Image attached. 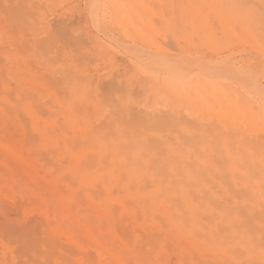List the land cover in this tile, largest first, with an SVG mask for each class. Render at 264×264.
Wrapping results in <instances>:
<instances>
[{"label": "bare ground", "instance_id": "obj_1", "mask_svg": "<svg viewBox=\"0 0 264 264\" xmlns=\"http://www.w3.org/2000/svg\"><path fill=\"white\" fill-rule=\"evenodd\" d=\"M24 1L0 0V264H264V0H88L95 23L109 4L146 44H124L153 82L137 95L119 77L100 88L74 58L55 82L52 55L67 46L35 49L38 5ZM152 16L181 50L152 38L163 30ZM237 44L259 67L202 55ZM4 199L24 203L11 216Z\"/></svg>", "mask_w": 264, "mask_h": 264}, {"label": "rangeland", "instance_id": "obj_2", "mask_svg": "<svg viewBox=\"0 0 264 264\" xmlns=\"http://www.w3.org/2000/svg\"><path fill=\"white\" fill-rule=\"evenodd\" d=\"M5 1V0H4ZM6 1H8V0H6ZM29 1H33V2H36V4L35 3H33V5L35 6V7H37L36 5H38V8H36L37 9V12H35L36 14H35V18L36 17H38V18H36V20L38 19V23H37V25L39 26V28L40 27H43L42 29H39V30H37L38 29V27L35 29V33H36V37H32V43H36L35 44V47H33V48H35V49H37V48H40L41 46H42V48L41 49H43V46H44V50H48V47L49 48H51L52 47V45H54L55 47H53L52 49H54V50H52V54H53V52L54 51H56V50H63V49H60V48H64L65 49V47H66V49H68V50H64V53H68L67 54V56H69V57H67L65 54V56L66 57H64V55L62 54V56H63V60L65 59V62H66V68H64V71L65 72H63L61 69H56V67H58V68H60L59 66H61L62 64H63V60H59L60 59V56L61 55H59L58 57L56 56V55H52V62H53V65L54 64H56V66H52V68L53 67H55V69L53 68V70H51V68H49V72L47 73V75H49L52 71V75L51 76H55V77H53V78H56V79H53L55 82H57L58 84H61V85H65V83H66V81H64V80H66L67 78H65L66 76L68 77V74L69 73H66V72H69V70H68V67H67V65H68V63H74V59L76 60V66H77V70L81 73H86V75L88 74V72L90 73V74H88L87 76H89V78L90 79H92V80H94V82L96 83V82H99V87L100 86H102V84L103 85H105L107 82V84H109V80H110V82H114V80H115V83H113V84H119V83H121L122 82V85L124 86V87H128L129 85H130V83L131 84H134V85H130L131 87H129L128 88V91H131L130 93H133L134 95H137V94H143L142 93V91H144L145 90V87H143L144 86V84H150V83H153V82H150L148 79H145V75H141L140 76V73L137 71V68H136V66H134V65H136V63H135V61L133 60V58L130 56V54L128 53V51L127 50H125V48H124V44L125 45H127V44H135V43H137L138 45H141L140 43L142 42V40L141 39H138V38H136V39H138L137 41L136 40H134V39H132V38H130L129 37V35L128 34H133L134 32H132V30H131V28H129V31L131 30V32L130 33H127V31H125V29H126V27L124 28V23L125 22H127V21H123L122 22V20H126L127 18H125L126 16H124V17H122L121 16V14L119 13V15H118V13H117V11H116V8L115 7H113V9L116 11H114L113 9H111L112 8V6H110L106 1H104L105 3H107L108 5L106 6V9H105V7H104V5H103V7H104V9H103V7H101V9L99 10V12H98V16H99V18H98V20H97V23H95L93 20H92V18H91V16H90V14H89V11H88V0H58V2H56L57 0H54L56 3H54V1L53 0H48V2L50 1V3L53 1V4L51 3V5H50V3H44L46 6L49 4L50 6L48 7H46L44 4H43V7H41L42 6V0L40 1V0H29ZM41 3H40V2ZM44 1V0H43ZM46 2H47V0H45ZM87 1V2H86ZM143 1H145V0H143ZM147 1H149V0H147ZM20 2L21 3H26L27 4V1H24V0H20ZM40 4H39V3ZM142 2V1H141ZM152 2V1H151ZM104 3V4H105ZM126 3L128 4H131V2H130V0H126ZM154 4L156 3V7L158 6V3L157 2H153ZM153 3H152V6H153ZM41 5V6H40ZM39 6H40V9L41 10H45L44 12H41L40 11V9H39ZM47 8V9H45V7ZM155 6V5H154ZM161 6V5H160ZM154 8L155 10H157V8ZM159 7V6H158ZM42 8H44V9H42ZM35 8H34V10H36ZM103 9V10H102ZM105 10H106V15L104 14V12H105ZM159 10V9H158ZM114 13H113V12ZM64 12H66V13H64ZM112 12V13H111ZM116 13V14H115ZM102 14V15H101ZM123 14V13H122ZM37 15V16H36ZM41 15H42V19H40L41 18ZM45 15V16H44ZM113 15H118V17L119 16H121L122 18H124V19H120L121 20V22L118 20V21H116V19H119V18H121V17H119V18H117V16H116V19H115V17L113 16ZM45 19V20H44ZM88 19V20H87ZM109 19V20H108ZM153 19H156L155 18V16L153 17L152 16V20ZM158 19V18H157ZM156 19V21H158ZM40 21H41V23H40ZM43 21V22H42ZM47 21V22H46ZM154 21V20H153ZM160 20H159V23L157 24V26H161L162 28L161 29H163V26L162 25H159L160 24ZM65 24V25H64ZM124 24V25H123ZM162 24V23H161ZM36 25V22H35V26H37ZM42 25H44V26H42ZM66 25H68V26H66ZM121 25V26H120ZM123 25V26H122ZM66 26V27H65ZM142 26V25H141ZM157 26H156V28H155V30L157 29ZM65 29H64V28ZM122 27V28H121ZM52 28H53V30H52ZM60 28V29H59ZM79 28V29H78ZM142 28H143V26H142ZM145 29H146V27H144ZM63 31H62V30ZM68 29V30H67ZM86 29V30H85ZM124 32H122L121 30ZM159 29V28H158ZM49 30L51 31V32H53V34L54 35H52V36H54L55 37V35H56V38H58L59 36H60V34H62V37H61V39L60 38H58V39H55L54 41L52 40V41H50L49 43H47V40L48 39H50V38H52L51 37V35H50V33H49ZM70 30V31H69ZM71 30H72V33H71ZM56 31V32H55ZM64 31H66V33L64 32ZM87 31V32H86ZM107 31V32H106ZM162 31L164 32V29L163 30H161V33H160V36H162V38L166 41V42H164V41H162L159 37V35H155V34H158L157 33V31H156V33L154 32V33H151V32H149L150 34H152L151 36H152V38H155V41L157 42V43H159V45L160 44H162L161 46H163L164 48H167V49H169V50H174V51H179V49H180V47L181 48H183L184 47V43H182V41L180 42V39L179 40H176L177 42H175L176 43V45H174L175 43L173 42L172 43V41H167L166 39L167 38H169V39H172V37L171 36H168V37H166V38H164L163 36H167V35H170V33L168 34L167 32H164V33H162ZM39 32V35H37V33ZM45 32V33H44ZM47 32H48V34H47ZM60 32V34H58ZM61 32H64L67 36L69 35V38L67 37V36H65V34H64V36H63V33H61ZM75 32V33H74ZM167 33V34H166ZM52 34V33H51ZM71 34H73V35H71ZM81 36H79V35ZM91 34V35H90ZM162 34V35H161ZM165 34V35H164ZM45 35V36H44ZM94 35V36H93ZM126 35V36H125ZM128 35V36H127ZM49 36V37H48ZM159 36V37H158ZM41 37H42V39H41ZM72 37H74V38H72ZM97 37V38H96ZM171 37V38H170ZM174 37V36H173ZM35 38H38V39H35ZM48 38V39H47ZM66 38H68V39H70L71 38V40H73V42H74V44H76V45H78V43H80L79 45H78V48H79V50H81L82 52L80 53V55H75L76 53H73V54H71L73 51L70 49L69 50V47H68V42H69V40H68V42H65L64 40H67ZM96 38V39H95ZM151 38V37H150ZM160 40H159V39ZM41 41H44V44H42L41 42H40V40ZM47 39V40H46ZM53 39V38H52ZM74 39H76V40H78V41H76V40H74ZM82 39H85L84 41L82 40ZM97 39H99V40H97ZM174 39V38H173ZM51 40V39H50ZM60 40H63V41H60ZM133 40H134V42H133ZM183 40V39H182ZM49 41V40H48ZM92 41V42H91ZM159 41V42H158ZM53 42H55V44L53 43ZM95 42V43H94ZM108 42V43H107ZM145 42V41H144ZM161 42V43H160ZM184 42V41H183ZM41 43V44H40ZM47 43V44H46ZM58 43V44H57ZM62 43V44H61ZM83 43V44H82ZM99 44V46H98V44ZM110 43V44H109ZM122 43V44H121ZM127 43V44H126ZM170 43V44H169ZM34 44H33V46H34ZM37 44H39V46L37 45ZM46 44V45H45ZM49 44H51L50 46H48ZM71 44H72V42H71ZM109 44V45H108ZM142 44L143 45H146V44H144L143 42H142ZM37 45V46H36ZM58 45V46H57ZM61 45V46H60ZM96 47H95V46ZM166 45H168L167 47H166ZM245 44H241V46L239 45V44H237V45H234V47H232L233 49H231V51H229V52H227V51H225L224 53H220V52H217V51H215V52H211L210 50H204V51H202V55L204 56V58H206V59H210V58H212V59H216L218 56H220V55H227V54H229V53H231V60H232V62H234L236 65H238V66H243V67H249L250 69H252V70H255L257 67H259V62H260V56H259V54L255 51V50H253L250 46H248V45H245ZM48 46V47H47ZM86 46V47H85ZM97 46H98V48H97ZM105 46V47H104ZM175 46H176V48H175ZM179 46V47H178ZM88 47V48H87ZM94 47V48H93ZM103 47V48H102ZM113 47V48H112ZM80 48H82V49H80ZM90 48V49H89ZM92 48V49H91ZM104 50V52L102 51V49ZM106 50H105V49ZM115 48V49H114ZM173 48V49H172ZM179 48V49H178ZM100 49H101V52H103V54L102 53H100L99 51H100ZM58 50V51H59ZM98 50V51H97ZM181 50V49H180ZM237 51V52H236ZM71 52V53H70ZM90 52V53H89ZM92 52V53H91ZM98 52V53H97ZM107 52V53H106ZM122 52V53H121ZM84 53V54H83ZM88 53V54H87ZM99 53L102 55H99ZM127 53V54H126ZM70 54V55H69ZM82 54V55H81ZM88 56H87V55ZM105 54V55H104ZM73 55V56H72ZM99 57H98V56ZM37 58H35V57H32L33 59H31V61L32 62H34V63H32V65H34V69H33V71L34 72H36V70H37V72L36 73H41V71H45V70H47L48 68H45V67H47V66H49V65H46L45 64V61L43 60V57L41 58L40 57V54H38V52H36V55H35ZM40 58H39V57ZM50 57H51V55H49ZM62 56H61V58H62ZM103 56H106L104 59H102L103 58ZM207 56V57H206ZM57 57V58H56ZM72 57V58H71ZM76 57V58H75ZM82 59H81V58ZM84 57V58H83ZM97 57V58H96ZM130 57V58H129ZM66 58H68V59H66ZM74 58V59H73ZM89 58V59H88ZM37 59V60H36ZM43 60L44 62V66H43V68H42V62L40 63V61L41 60ZM81 59V60H80ZM35 60H36V62H35ZM38 60H40V61H38ZM68 61V63H67V61ZM71 60V61H70ZM78 60H80V61H78ZM82 60H84V61H82ZM88 60V61H87ZM92 60V61H91ZM130 60H132V62L130 61ZM61 61H62V63H61ZM109 61V62H108ZM51 62V63H52ZM80 62V64H78ZM59 63V64H58ZM83 63V64H82ZM46 65V66H45ZM58 65V66H57ZM79 65V66H78ZM115 65V66H114ZM116 65H117V67H116ZM124 65V66H123ZM69 66V65H68ZM80 66H82V67H80ZM94 68H93V67ZM128 66V67H127ZM133 66V67H132ZM80 67V68H79ZM102 67V68H101ZM108 67V68H107ZM111 67H112V69H111ZM40 68V69H39ZM131 68V69H130ZM132 68H134V71H132L133 69ZM66 69V70H65ZM117 69V70H116ZM124 69V70H123ZM125 69L127 70V72L129 71V70H131L130 71V73L128 74L127 72V74L124 72L125 71ZM56 70H58L59 72H62L61 74L58 72V71H56ZM68 70V71H67ZM85 70H87V71H85ZM106 72H105V71ZM113 70V71H112ZM51 71V72H50ZM56 71V72H55ZM84 71V72H83ZM136 71V72H135ZM131 72H132V74H131ZM56 73V74H55ZM59 73V74H58ZM102 73V74H101ZM123 73H125V75H123ZM136 73V74H135ZM131 74V75H130ZM63 75H65V76H63ZM101 75V76H100ZM128 75H129V77H128ZM136 76V78H134V79H130V78H132L133 76ZM137 75H138V77H137ZM50 76V79L52 78ZM113 77H115V78H113ZM118 77H119V79H118ZM123 77L125 78H127L126 80H130L129 82H127V83H125V79H123ZM139 77L141 78V79H143V80H141V79H139ZM57 78H60V80L59 79H57ZM62 78V79H61ZM95 78V79H94ZM113 78V79H112ZM147 78V77H146ZM49 79V80H50ZM99 79V80H98ZM101 79V80H100ZM118 79V80H117ZM135 79H139L138 81L137 80H135ZM107 80V81H106ZM116 80L119 82H116ZM122 80V81H121ZM133 80V81H132ZM60 81H62V82H60ZM142 81V82H141ZM50 82H51V80H50ZM53 82V81H52ZM136 82H141L140 84L141 85H139V83H138V85H136ZM54 83V82H53ZM112 83H110V85H112ZM128 83H129V85H128ZM142 83H144L143 85H142ZM54 84H56V83H54ZM156 84H158V83H156ZM57 85V84H56ZM126 85H128V86H126ZM107 87V86H106ZM105 86L104 87H102V89H105L106 88ZM101 88V87H100ZM99 88V89H100ZM143 88V89H142ZM138 89H140V90H138ZM62 91V92H61ZM60 91V95H61V97H67L66 95L68 94H66L65 92H68V91H66L65 90V92H63L64 90H61ZM100 91H101V89H100ZM163 108V106H160V108ZM44 108H46V107H44ZM43 108V109H44ZM159 107L158 108H155L154 110L156 111V109H157V111H160L161 109H160ZM47 109V108H46ZM46 109H44L43 110V113L45 114V113H47V110ZM52 109H56V107H54L53 106V108ZM173 109H174V107H170V108H168V110H171V111H173ZM45 110H46V112H45ZM163 110V109H162ZM154 111V114H156L157 115V113L158 112H155ZM183 110H181V112H182ZM56 112V111H55ZM161 112V111H160ZM48 113H49V115H50V113H54V110H52L51 112H50V110H48ZM71 113V112H70ZM183 113H184V111H183ZM174 114V113H173ZM46 115V114H45ZM48 115V114H47ZM48 115V116H49ZM60 119H62V117H60ZM6 124H7V126H8V128L10 129V131L12 132V135L14 136V137H19L20 136V133H21V130H20V128L18 127V125H17V123L13 120V119H7L6 120ZM21 200V199H20ZM20 200H18V201H12V200H8V199H4L3 200V203L5 204V206L10 210L9 211V214L11 215V216H14L16 213H17V210L15 211V206L17 205H19L17 208H19V207H21L23 204H22V202H23V200H22V202L20 201ZM24 203V202H23ZM11 210H12V212L13 213H11ZM36 214H38V213H36ZM38 218H39V214L38 215H36ZM32 217H35V215L33 216V214H32V216L30 217V218H32ZM37 217H35V218H32V219H36ZM254 221H256V220H254ZM263 230H264V228H263ZM263 234H264V232H263ZM264 240V239H263Z\"/></svg>", "mask_w": 264, "mask_h": 264}]
</instances>
